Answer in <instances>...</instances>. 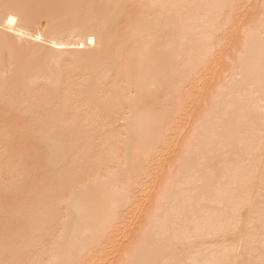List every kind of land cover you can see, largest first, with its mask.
I'll list each match as a JSON object with an SVG mask.
<instances>
[{"label":"bare ground","instance_id":"obj_1","mask_svg":"<svg viewBox=\"0 0 264 264\" xmlns=\"http://www.w3.org/2000/svg\"><path fill=\"white\" fill-rule=\"evenodd\" d=\"M0 264H264V0H0Z\"/></svg>","mask_w":264,"mask_h":264}]
</instances>
